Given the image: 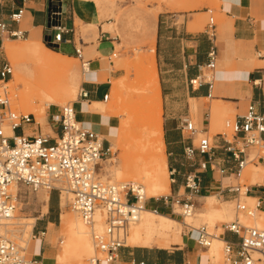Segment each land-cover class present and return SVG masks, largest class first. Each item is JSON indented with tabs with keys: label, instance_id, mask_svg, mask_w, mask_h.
I'll return each mask as SVG.
<instances>
[{
	"label": "crops",
	"instance_id": "crops-1",
	"mask_svg": "<svg viewBox=\"0 0 264 264\" xmlns=\"http://www.w3.org/2000/svg\"><path fill=\"white\" fill-rule=\"evenodd\" d=\"M63 10V25L69 30L63 36L66 43L59 45L54 51L64 57L76 60L74 47L79 49L82 59L89 64V71L82 74L84 80L81 84L87 97L79 98L73 108L76 118L82 127L103 136L109 142L112 130V118L95 116L91 113L93 102L104 103L105 95L110 94L111 81L124 75L122 68L115 67L112 58H125L123 53H116L119 40L110 33V19L103 4L94 0H60ZM219 27L221 34L217 33L215 25L214 39L205 31L196 30L187 21L181 24L175 15H158L151 17L154 22L153 34L150 43L143 51L153 53L156 72L158 75L161 101L163 104L162 139L164 144V161L167 172L175 170L174 183L169 188V197L152 199L149 205L157 207L160 214L173 219L175 214L173 201L178 199L179 205L188 200L193 204L198 214H203L210 209L212 215L220 210L212 207L213 197H216L219 185L225 187L232 183V177H223L218 168H233L229 155L220 150L215 152L214 163L218 164L213 171L207 170L201 175V186L197 195L190 196L185 188V175L190 171L186 167L184 149L190 144L187 136L181 133V120L190 118V113L196 114V102H201L202 115L196 122L199 131L208 133L210 129L211 106L203 100H212L219 104V108L228 107L234 110V119L241 116L247 105L253 103L257 112L264 115V0H218ZM48 0H0V22L7 24L10 31L23 33L24 41H39L44 37L47 27ZM18 9L23 10V15L18 23L9 21V16ZM183 10L191 8L183 7ZM206 10V9H205ZM203 13H206L203 12ZM207 26V25H206ZM211 40L216 47L217 64L219 71H213V87L208 91L207 85L191 87L190 80L207 73L205 66L208 63L207 54L211 47ZM3 37L0 39L2 48ZM43 43V42H41ZM44 45V44H43ZM45 46V45H44ZM153 47V48H152ZM263 53V54H262ZM256 58L253 59V55ZM260 56H257V55ZM131 56V55H130ZM107 60V64L104 62ZM216 79V83L215 80ZM205 109L207 113H205ZM96 118H95V117ZM213 121V119H212ZM38 122V121H37ZM38 124H41L40 120ZM162 124V120H161ZM45 129L35 125L25 127L28 134H50L47 124ZM216 135L213 142L220 141ZM264 137V135H263ZM224 138L227 139L224 135ZM195 139H192L194 144ZM204 159V158H201ZM254 165V164H253ZM264 168V164H257ZM262 170V169H261ZM210 174L206 184L205 175ZM261 182L250 184L249 193L245 198L255 200L262 195L264 175L258 174ZM172 178L169 177V180ZM182 191V192H181ZM160 200V201H159ZM218 200V199H217ZM235 195L223 198V204L228 210ZM159 201V202H158ZM219 201V200H218ZM220 204V206H221ZM178 206V205H177ZM264 212V210L260 211ZM199 219L201 218L198 215ZM229 217L231 218L230 212ZM32 238L27 259L34 264H52L54 251L47 242L49 230L56 227V211L48 203L47 213L43 217L34 218ZM174 220V219H173ZM185 220V217H184ZM176 221V220H175ZM179 223V222H178ZM181 224L187 227L185 221ZM52 226V227H50ZM193 230L184 232L179 243L168 247L157 246L133 247L126 245L118 251L117 259L112 264H132L145 262L147 264H207L202 259L200 249H196L198 233ZM221 229V239L234 240V236ZM212 240V236L210 237ZM198 247V246H197ZM208 249V248H207ZM206 251L203 253L205 254Z\"/></svg>",
	"mask_w": 264,
	"mask_h": 264
},
{
	"label": "built area",
	"instance_id": "built-area-1",
	"mask_svg": "<svg viewBox=\"0 0 264 264\" xmlns=\"http://www.w3.org/2000/svg\"><path fill=\"white\" fill-rule=\"evenodd\" d=\"M206 13L212 14L209 9ZM23 10L18 9L9 16V21L18 23ZM63 10L60 0H48L47 27L42 42L51 50H58L59 45L66 43L63 36L69 30L63 25ZM215 24L212 17L206 26V34L214 39ZM21 39L20 31H10L4 22H0V39L3 37ZM75 56L81 63L82 71L89 70V64L82 59L79 49L74 47ZM257 56H260L259 54ZM207 73L190 80L191 87L206 84L208 91L213 87V71L216 66L217 52L211 40V47L207 54ZM12 78V69L8 63L0 65V221L11 219L18 203L16 194L12 190L24 187L32 192L40 190L54 191L60 201L61 193H69V208L77 214L83 223L93 227L97 213L103 216V230L92 231V245L94 253L87 264H112L117 259L118 251L125 248V241L130 225L136 222L139 215L150 210L153 214L160 213L157 207L149 205L151 199L141 200L138 192L129 184L102 183L97 177L100 162L110 155L109 142L96 132L86 130L77 120L73 105L48 108L46 110L47 126L50 134H28L24 129L29 125L39 124L31 114H18L12 110V99L7 92L6 85ZM87 94L81 90L78 99H85ZM108 95L103 97L107 101ZM226 127L232 130V140L219 134L220 141L213 142L206 133H198L195 124L185 117L181 120V133L187 136L190 144L184 149L186 167L190 170L185 175V188L188 195H197L201 186V175L207 170L213 171L218 164L215 152L220 150L230 156L233 168H218L223 177L239 180L243 168L248 163L264 164V115L257 112L253 103H249L241 116ZM7 128L11 136H6ZM21 129L20 135L15 131ZM198 139L194 145L192 139ZM204 158V159H201ZM175 170L168 172L171 183H174ZM138 186V185H137ZM139 188L140 185L138 186ZM251 186L234 185L230 183L219 188L216 193L218 199L223 200L228 195H235V211L254 217L256 212L264 210V187L262 195L254 200V206L248 207L245 199ZM246 188L242 193L241 189ZM179 205L178 199L173 201ZM184 211H190L193 204L188 200L181 204ZM225 233L234 236V240L223 241L224 264H264V230L243 225L238 218L221 225ZM198 233L196 243L199 248L207 249L210 237L207 228L202 226L194 229ZM25 258L20 245L0 233V264L35 263ZM132 264H147L138 262Z\"/></svg>",
	"mask_w": 264,
	"mask_h": 264
},
{
	"label": "rangeland",
	"instance_id": "rangeland-1",
	"mask_svg": "<svg viewBox=\"0 0 264 264\" xmlns=\"http://www.w3.org/2000/svg\"><path fill=\"white\" fill-rule=\"evenodd\" d=\"M94 1L104 5L107 13V19L109 18L110 19L109 21L111 22V24H109L110 33L113 37H116L119 40V45L116 46V53H123L126 55V57L123 59L118 57L112 58L115 67L122 68L124 75L119 79L111 81L110 91H112L114 83L117 82H119L117 83V85L119 86V90L116 93H114L113 96H112V92H110L107 102H104L105 104L104 107L106 111L103 117H110L111 115L110 118H112V124H113L112 130L115 136V142H112V145L110 146V155L104 160L108 164L101 162V167H99L100 170L97 171L98 174L97 177L101 182L103 181L102 183L121 184L122 181L124 183H127L132 180L131 179L128 180L126 178L127 181H125V178H122V181L119 180L115 182V180L113 179V175L118 169L120 170L123 169L125 162H127L126 164L129 163V166L126 167L130 168L132 166L133 163L129 161L131 158L129 153H131L132 151L136 152L139 149V147L138 145H132L129 141L122 140L121 132L119 131V119H120L119 106H120V102L122 103L124 101L123 98L124 99L126 98L128 89L130 91V94L129 93L128 94L131 95L132 92H134L133 91L134 89L139 88L141 86L142 75L139 70L141 66V62L139 61L140 59L138 56L146 55L147 52L145 53L143 49L148 46L153 34L154 22L153 23L150 22L149 21L150 18L154 16L157 18L158 15H162L163 17L175 15L180 24L185 20L187 21V23H189V25L195 27L196 30L205 31L209 18L212 17L213 23L217 26V33L221 34V29L219 27L220 3L218 0H94ZM183 7L191 8V10H183L182 9ZM205 9L211 10L212 14L203 13L205 12ZM24 40H25L24 37L21 39H16V38L3 36V42L8 41L14 48L17 49H21L23 47V45L25 44ZM254 58H256L255 54L253 55V59ZM56 61L60 66H62L61 70H55L48 66L47 67L38 66V65L34 66L27 62H25L22 66L18 64H12L5 57L3 50L0 46V65L2 63H8L12 69V75L17 74L28 82L29 80L31 81L33 79V78H29L32 77L33 74L37 76L42 75L41 77H45L47 74V76L51 78L53 77L55 82H59L60 78L63 77L66 78L68 77V79H70V83H71L70 88L72 90L73 96L71 98L59 99L57 105L55 106L54 105L46 106L43 114L40 111L36 113L37 116H35V120L37 119L36 122L40 120L41 124H39V127H41L42 129H45L44 124L45 125L47 124L46 110L48 108L52 109L53 107H61L64 105L76 104V102L78 101V95L80 92L81 84L84 80V77L82 76L81 63L78 59L74 60L68 58H61V59H57ZM104 62L106 64L108 63L107 60H104ZM218 71H219V65L217 64L215 73H217ZM214 81L216 83V79ZM123 83L127 84V87ZM13 84H14V79L12 77L9 83L6 85L7 92L11 98L14 95H17L14 94V92L15 93L17 92L18 94L23 92V85L21 83L14 85ZM132 95H133V100L135 101L139 102L140 100L143 99L142 96L139 97V94L136 92H134ZM203 102L207 104L206 106L207 108H209L212 104L215 103V101L206 100V99L203 100ZM195 105L198 108V112L193 115L190 113V118L191 121L196 126L197 120L201 118L203 108L201 106V102H196ZM12 110L18 114H23V115L28 114L25 110L21 109L20 106H17L14 103V99H12ZM205 113H207L206 109H205ZM234 114H235L234 110L226 106L225 108H220L217 117H215L213 121H212L213 118L211 119L210 129L206 134L210 140H212V138L215 139L217 134H224L227 140L229 141L232 140V135H233L232 130L229 127H226V123H231L233 121ZM161 120L163 126V104H162ZM4 131L6 134L8 133V135H10L7 128H5ZM20 133H21V129H17L15 131L16 136L20 135ZM200 137H201L200 135L197 136V138L194 141V145H197L198 139ZM135 152L133 154H136ZM147 153H150V151L148 150ZM253 166H254L253 163H249L243 170L240 179L232 180V183L234 185L239 184L240 187H242L243 185L247 187L250 186V184H252V178L254 177V174L264 175V168H261L262 170L260 168L254 169ZM165 176L168 186L170 188L171 182L168 177L167 168H165ZM125 177H128V175L127 176L125 175ZM209 180H210V174L207 173L205 175L206 184L209 182ZM138 181L139 180L134 182L142 186L141 181L139 182ZM16 191L18 194V199H17L18 203L15 212L18 213L13 216V219L11 221L7 222V224L10 225L5 226L4 229L2 228L1 230L7 231V233L4 234L9 239L14 241L16 244L18 245L20 244V246H24V242L26 241L30 243V240L32 238V232H31L32 229L26 230L25 226L27 225L26 224L27 222H31V221L30 220L26 221L25 218L27 219V218L43 217L47 213V207L50 199V203L56 211L57 221H56V227H54L52 231L49 230L50 234L47 236V242L49 243L48 247H51L52 250L54 251L55 258L57 256H62L63 252L61 249L62 248L61 242L64 240V235L61 232V228H60L61 219H72V220L74 219L82 224V221L79 218V216L74 212H72L69 208L68 204L70 198H65L64 202L61 200L59 205L58 195L54 191H51L50 193L45 190L32 192L24 187H19L17 188ZM242 191L243 188L241 189V193ZM170 195H171V191L170 194L163 193V195L160 197L150 198L151 200L149 201V203L152 202V199H160L161 197H169ZM217 199L213 197L212 207L215 209L218 208L221 209L222 207H225L223 204H221L223 201H221V199H218L219 200L218 201ZM240 200L244 201L245 204L250 208H252L255 203L253 200L249 198L244 199L242 196ZM174 212L175 214L173 216V219L179 223H182L184 221V216L182 215L183 208L181 207V205L178 206L175 205ZM229 212L231 215L230 220H224L218 212L217 213L214 212V214L211 216L212 219L207 220V219H199L197 215L198 211L196 209H193V213L191 215L192 217L185 216L186 217L185 223L188 227H185L183 225H173L167 239L169 241L174 239L180 241V237L184 232L193 230L192 227L194 229H198L202 226H205L207 228L208 234L214 236L217 233H221L220 227L223 223H228L238 218L242 224L249 226L247 225L248 221L254 219L255 217L258 219L264 213L257 211L254 217H247L246 215L243 214L237 215L235 211L234 200L230 205ZM84 227L87 228V231L89 232L90 241L92 242V237H91L92 231L93 230L96 231L94 229V225H93V229L92 227H89L87 225H85ZM250 227H252V225H250ZM153 240L155 244H151V246H158V244L156 243L161 242L160 240H163V237L159 235H153ZM195 247L196 249L199 248L197 246ZM199 249L201 252L200 254L202 259H206L207 256L203 254L206 251V249H201V248ZM93 253L94 252L92 250V252L89 254L88 253L82 254L80 251H76L74 254H68L65 256L64 264H87L88 259L92 257ZM221 253H222V258L220 261L213 263L206 260V263L224 264L223 248H221ZM52 264H57V260L54 259V262Z\"/></svg>",
	"mask_w": 264,
	"mask_h": 264
},
{
	"label": "bare ground",
	"instance_id": "bare-ground-1",
	"mask_svg": "<svg viewBox=\"0 0 264 264\" xmlns=\"http://www.w3.org/2000/svg\"><path fill=\"white\" fill-rule=\"evenodd\" d=\"M43 44L44 43H41L39 41H33V42L25 41L23 47L21 49H17L14 48L10 44V42H5L2 46V50L5 57L12 64H18L22 66L25 62H27L34 66L35 65L43 66V67L48 66L55 70H61L62 66H60L56 60L67 57H64L56 52L51 51V49L44 46ZM138 57L140 59L139 61L141 62V66L139 70L142 75V80H141V86L139 88L134 89L133 91L138 93L139 97L142 96L143 99L140 100L141 102L133 100L132 94L134 92H132V94L129 95L130 91L128 89L129 94L127 93L125 99L123 98L124 101L121 100L123 102L122 103L120 102V106H119L120 109L119 131L121 132L122 140L129 141L132 145H138L139 149L136 152L132 151L131 153H129L131 157L129 161L133 163L132 166L130 168L126 167L129 166V163L126 164L127 162H125L122 169L123 171L118 169L113 175V179L115 180V182L119 180L122 181V178H125V181H127V179L128 180L131 179L132 181H129L125 184L131 185L132 189L135 192H138V195L141 196V200H146L150 198L160 197L163 195V193H169V186L165 176L166 164L164 161V144L162 139V124H161L162 101L160 95L158 75L156 72L155 63L153 59V53L149 51L146 53L145 56L139 55ZM68 59H72V58H68ZM88 71L84 70L82 71V74H85ZM41 76H37L33 74V76L29 78H33L34 80L32 79L31 81L29 80L28 82L17 74L12 75L14 79V84L21 83L23 85V92L19 94L17 92L16 93L14 92V94L17 95H14L15 97L13 96L11 99H14V103L17 106H20L21 109L25 110L28 114H31L34 117L37 116L36 113L38 111L42 112L43 114L46 106L48 105L55 106L57 105L59 99L71 98L73 96L72 90L70 88V84H71L70 79H68V77L60 78L59 82H55L53 77L51 78L47 76V74L45 77H41ZM117 83H114V86L112 88L111 91L112 96L114 93H116L119 90V86L117 85ZM124 85L127 87V84ZM104 106H105L104 103L93 102L91 104L90 111L95 116L101 115L103 117L106 111ZM219 110H220L219 104L217 103L212 104L211 116L213 117V120L215 117H217ZM8 132L10 133L9 130ZM5 135L11 136V133L10 135H8V133L7 134L5 133ZM110 136L111 137L108 138L109 141L115 142V136L113 130H111ZM148 150L150 151V153H147ZM134 152L139 156L133 154ZM101 162L107 163L104 160ZM101 162H100V167H101ZM245 167L243 168V170L245 169ZM253 167L254 169L260 168L259 166L258 167L253 166ZM125 175L126 176L128 175V177H125ZM137 180L141 181L143 187L142 186H140L141 188L138 187L139 185L136 182H134ZM256 182H261V179L259 178L258 174L257 175L254 174V177L252 178V184ZM17 188H19V186ZM17 188L13 189L12 193L13 194L15 193L18 198V194L16 191ZM245 189L246 188H244L243 191ZM70 197L71 195L69 193H61L59 205L61 200L64 202L65 198H70ZM193 209L194 207L190 211L183 210L182 215L184 217L191 216L193 213ZM211 212L212 211L207 208V211L205 213L198 215H200L201 217L200 219L210 220L212 219ZM217 212L224 220H230L229 210L226 207H222L220 210L216 211V213ZM17 213L18 212H15L13 216L16 215ZM13 216L11 219L0 221V233H7V231L5 230L3 231L1 229L2 228L4 229L5 226L10 225L7 224V222L11 221L13 219ZM25 220L31 221V222H27L26 226L24 225L25 229L26 230L32 229L35 219L25 218ZM247 223H248L247 225H249L248 227L252 225V227L254 228L264 230V213L258 219L255 217L254 219L248 221ZM83 225L85 226L83 221L81 224L80 222L74 219L73 220L61 219L60 228H61V232L64 235V240L61 242L62 245L61 249L63 255L57 256L55 258L54 254H52L53 262L54 259H56L57 264H64L65 256L68 254H74L76 251H80L82 254H87V253L89 254L92 252V250L94 252V247L92 248L93 245L89 238V232L87 231V228L84 227ZM173 225H183V224L178 223L177 221L163 214L160 213L153 214L150 210L145 209V211H143L139 215L138 220L130 225V229H129L130 232L127 235L125 245L133 246V247L151 246V244H155L153 240V235H159L163 237V240H160L161 242L156 243L158 244L157 247L159 248H164L172 244L179 243V240L177 239L171 241L167 239ZM102 227H103V216L97 213L94 218V229L98 232H101L103 230ZM220 237H221L220 233H217L216 235L212 236L210 245L207 249V252L205 253V255L207 256L206 260L213 263L221 260L222 258L221 248H223L222 247L223 241ZM196 246H198L197 243ZM20 247L22 248L24 256L27 259L26 253L30 249L29 243L26 241L24 242V246H20ZM27 264H34V263L29 262ZM101 264H106V263L102 262Z\"/></svg>",
	"mask_w": 264,
	"mask_h": 264
},
{
	"label": "trees",
	"instance_id": "trees-1",
	"mask_svg": "<svg viewBox=\"0 0 264 264\" xmlns=\"http://www.w3.org/2000/svg\"><path fill=\"white\" fill-rule=\"evenodd\" d=\"M54 51H56V50H54Z\"/></svg>",
	"mask_w": 264,
	"mask_h": 264
}]
</instances>
